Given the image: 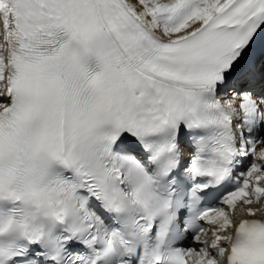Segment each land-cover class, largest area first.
<instances>
[{"label":"snow or ice","instance_id":"obj_1","mask_svg":"<svg viewBox=\"0 0 264 264\" xmlns=\"http://www.w3.org/2000/svg\"><path fill=\"white\" fill-rule=\"evenodd\" d=\"M0 264H264V0H0Z\"/></svg>","mask_w":264,"mask_h":264}]
</instances>
